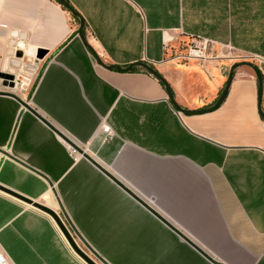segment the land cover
I'll return each mask as SVG.
<instances>
[{"label": "crops", "instance_id": "crops-1", "mask_svg": "<svg viewBox=\"0 0 264 264\" xmlns=\"http://www.w3.org/2000/svg\"><path fill=\"white\" fill-rule=\"evenodd\" d=\"M66 1L78 17L56 0H0V75L34 76L17 95L188 241L226 264H264V121L252 69L234 70L215 110L183 115L156 78L138 66L106 69L77 35L81 18L85 41L103 65L146 63L180 108L208 109L234 64L231 49L264 57V34L238 32L255 40L253 50L228 25L225 53L204 66L159 62L163 45L176 48L187 42L182 33L197 34L191 18H264V0ZM260 75L264 113V70ZM102 125L114 134L105 142ZM0 149L52 183L77 232L109 264H211L1 95ZM0 185L58 211L46 180L1 152ZM0 249L13 264H84L52 218L2 191Z\"/></svg>", "mask_w": 264, "mask_h": 264}, {"label": "water", "instance_id": "water-1", "mask_svg": "<svg viewBox=\"0 0 264 264\" xmlns=\"http://www.w3.org/2000/svg\"><path fill=\"white\" fill-rule=\"evenodd\" d=\"M60 6H62L65 10H67L70 14L78 17L77 13L74 11V9L68 4L66 0H56ZM83 26L84 21L79 18V27L77 30V35L80 38V40L83 42V44L87 47L89 52L92 54L94 59L99 65L104 66L106 69H115V70H122L124 72H128L131 70L133 66H138L142 68L145 72L152 75L154 78H156L163 86L166 92V95L168 97V100L172 107L179 113L183 115H196V114H203L207 112H211L215 110L224 100L226 93L228 91V88L230 86V83L232 81L233 72L236 68L240 66H246L252 69L257 81H258V111L260 114V117L264 121V113L262 112L260 108L261 103V96H262V85L263 80L260 75L259 69L251 62L246 61H240L235 62L231 65L227 79L225 81V85L223 87V90L221 91L219 97L217 98L216 102L208 109H197V110H187L180 108L176 102L174 101L173 95L171 93L169 85L165 82V80L162 78V76L150 65L146 63H133L126 68L121 69L118 66L115 65H103L101 60L97 57L94 50L86 43L85 37L83 34ZM1 85L5 90H0L1 96H6L11 99H14L16 102H18L21 107L27 111H29L31 114H33L39 121H41L44 125H46L54 134H56L62 141H64L69 148L77 153L82 158L86 159L89 163H91L95 168H97L100 172H102L104 175H106L109 179H111L115 184H117L120 188H122L125 192H127L129 195H131L138 203H140L146 210H148L153 216H155L159 221H161L166 227H168L171 231L176 233L179 237H181L189 246H191L193 249H195L200 255H202L208 262L211 264H226L224 262H221L219 260L214 259L213 257L209 256L207 253H205L200 247H198L195 243L188 241L182 233H180L175 227H173L170 223H168L163 217H161L158 213H156L150 206H148L145 202H143L139 197L134 195L132 192H130L122 183H120L111 173H109L105 168H103L93 157H91L82 147H79L78 145L74 144L72 141H70L63 133H61L59 130H57L55 127H53L47 120H45L41 115H39L34 109L29 107L28 103L26 101H23L18 95L7 91V89H11L14 86V76L12 74H1L0 75ZM0 152L15 161L16 163L20 164L21 166L25 167L26 169L34 172L35 174L41 176L46 180L48 185L51 188V191L55 197L58 211H55L53 209L48 208L47 206L38 203L36 201H33L29 198H26L20 194H17L9 189H6L0 185V191L24 202L25 204L30 205L31 207L45 213L48 215L54 223L56 224L57 228L59 229L60 233L62 234L63 238L65 239L66 243L72 250V252L84 263V264H109L105 259H103L90 245L83 240V238L80 236V234L77 232L73 224L71 223L70 219L68 218L66 212L64 211L60 201L58 200L56 193L53 189L52 183L39 171L33 169L32 167L26 165L25 163L15 159L13 156L9 155L6 151H2L0 149Z\"/></svg>", "mask_w": 264, "mask_h": 264}, {"label": "rangeland", "instance_id": "rangeland-1", "mask_svg": "<svg viewBox=\"0 0 264 264\" xmlns=\"http://www.w3.org/2000/svg\"><path fill=\"white\" fill-rule=\"evenodd\" d=\"M248 5H250L249 7H251V9H253L254 11L259 9V5L258 2H251L248 3ZM254 11L252 12V15L254 14ZM204 23H202V19H198V18H191L189 19V23H190V27L195 28L193 29V32L208 37L214 41H216L218 44H215L212 48H211V52L214 55H218L221 52L225 53V44L222 43L225 39L226 36V32L228 30V27H232L233 30L238 32L241 29H245V30H249L252 32V38L254 37H260V33L262 35V33L264 34V18L262 17H257V18H231L228 21H226L225 19H221L220 21H218L217 19L213 20V19H203ZM229 25V26H228ZM248 33V32H247ZM249 34V33H248ZM250 35V34H249ZM248 36V35H247ZM216 38V39H214ZM243 37L240 36V34H238V38L240 40L241 43H243L242 45H245L247 47H251L253 50H256L254 47L257 46L255 40L254 42H249L250 41V37L249 40L248 38L245 40L242 39ZM253 38V39H254ZM238 40V41H239ZM170 49V47H168ZM178 47L176 48H171V51L176 50ZM231 51L234 52V54L231 56V59L235 62H240V61H246V62H251L253 63L258 69L259 71L264 70V57L256 54V53H252V52H245L242 50H232ZM254 55H258L261 56L263 58V61L258 62L254 59ZM237 57V58H235ZM33 77L29 78L28 76H26L27 79H29L27 81V84H31L33 82Z\"/></svg>", "mask_w": 264, "mask_h": 264}, {"label": "built area", "instance_id": "built-area-1", "mask_svg": "<svg viewBox=\"0 0 264 264\" xmlns=\"http://www.w3.org/2000/svg\"><path fill=\"white\" fill-rule=\"evenodd\" d=\"M186 36L187 42L179 46L176 50L171 51L167 45H163L164 56L160 59L159 62L173 61L177 63H197L201 66L206 65L210 61H213L218 58V55H214L211 52V48L218 44L216 41L194 33H182ZM237 58V57H235ZM254 59L258 62H262L263 58L258 55H254ZM154 64L155 62L152 61ZM28 79L25 76H14V86L7 91L14 94H18L25 87V82ZM100 132L103 134L102 141L110 140L114 134L108 125H102ZM75 153L74 151H72ZM0 264H13L11 259L6 255L4 251L0 249Z\"/></svg>", "mask_w": 264, "mask_h": 264}, {"label": "trees", "instance_id": "trees-1", "mask_svg": "<svg viewBox=\"0 0 264 264\" xmlns=\"http://www.w3.org/2000/svg\"><path fill=\"white\" fill-rule=\"evenodd\" d=\"M263 51H264V49H263ZM260 54V53H259ZM261 55V54H260ZM264 55V54H263ZM133 71H135V70H133ZM161 84V83H160Z\"/></svg>", "mask_w": 264, "mask_h": 264}, {"label": "bare ground", "instance_id": "bare-ground-1", "mask_svg": "<svg viewBox=\"0 0 264 264\" xmlns=\"http://www.w3.org/2000/svg\"><path fill=\"white\" fill-rule=\"evenodd\" d=\"M27 84V82H25V85Z\"/></svg>", "mask_w": 264, "mask_h": 264}]
</instances>
